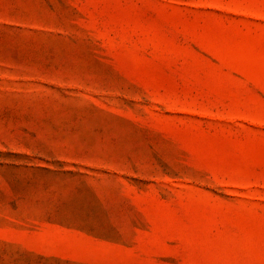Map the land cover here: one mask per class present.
Instances as JSON below:
<instances>
[{
  "label": "rangeland",
  "instance_id": "1",
  "mask_svg": "<svg viewBox=\"0 0 264 264\" xmlns=\"http://www.w3.org/2000/svg\"><path fill=\"white\" fill-rule=\"evenodd\" d=\"M0 264H264V0H0Z\"/></svg>",
  "mask_w": 264,
  "mask_h": 264
}]
</instances>
